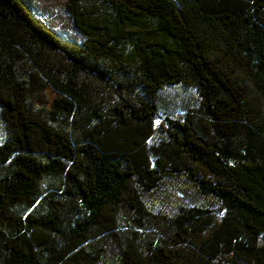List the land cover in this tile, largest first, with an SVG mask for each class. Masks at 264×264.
<instances>
[{
  "label": "trees",
  "instance_id": "trees-1",
  "mask_svg": "<svg viewBox=\"0 0 264 264\" xmlns=\"http://www.w3.org/2000/svg\"><path fill=\"white\" fill-rule=\"evenodd\" d=\"M0 0V264H264V0Z\"/></svg>",
  "mask_w": 264,
  "mask_h": 264
},
{
  "label": "rangeland",
  "instance_id": "rangeland-1",
  "mask_svg": "<svg viewBox=\"0 0 264 264\" xmlns=\"http://www.w3.org/2000/svg\"><path fill=\"white\" fill-rule=\"evenodd\" d=\"M34 15L50 29L71 42L79 38L72 30L64 11L65 0H22Z\"/></svg>",
  "mask_w": 264,
  "mask_h": 264
}]
</instances>
